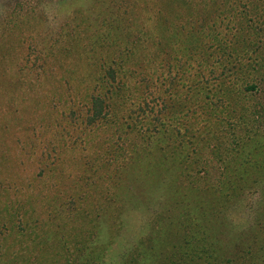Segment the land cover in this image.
I'll use <instances>...</instances> for the list:
<instances>
[{"label":"rangeland","instance_id":"374dc122","mask_svg":"<svg viewBox=\"0 0 264 264\" xmlns=\"http://www.w3.org/2000/svg\"><path fill=\"white\" fill-rule=\"evenodd\" d=\"M39 19L62 33L46 55ZM3 27L25 86L45 58L65 77L67 40L91 58L71 54L68 91L49 75L0 88V264H264L262 239L242 232L248 205L264 212L249 186L264 170V0H0ZM94 78L104 115L86 123Z\"/></svg>","mask_w":264,"mask_h":264},{"label":"trees","instance_id":"16d2710c","mask_svg":"<svg viewBox=\"0 0 264 264\" xmlns=\"http://www.w3.org/2000/svg\"><path fill=\"white\" fill-rule=\"evenodd\" d=\"M127 6V5H126ZM112 7V6H111ZM53 8L58 10L60 9V1H55L53 3ZM118 15L113 19L115 21L116 26L118 27L119 24H121V21L124 17V12L121 14L117 13ZM64 15V14H62ZM66 16V15H64ZM51 17H55L54 14L51 15ZM67 17V16H66ZM33 25V22L30 21L29 22V26L31 27ZM49 26L51 27V20L50 19H45V21L43 22L42 19H39L38 21H36L34 23V29H36L35 31V35L34 38L36 40V43L39 44V49H41V51L43 52L44 55L48 54L52 48V42H57L58 40H62V33L58 28H54V30L48 31V28L46 27ZM77 33H80L79 31L76 32L75 34L78 35ZM126 35L130 36L131 32L130 29H126L125 31ZM21 38H19L20 40H22V32L19 33ZM117 34V33H116ZM88 40L90 39V36L87 38ZM48 40H52L51 42H49ZM83 43L79 42L77 39H71V40H67L66 42L63 43V45L61 46V49L64 50V54H66L67 57L72 58V60L67 61V66L69 69H66L65 72V77H59L58 79L56 78V72L53 69V63H47L46 62V58L44 59V63L43 65H40V67H35L36 69H39L38 73H36L35 79L33 84L31 85L30 81H28V84H26L27 86H25V82L27 83V74L24 75V67L23 64L19 63V56L22 54V49L23 46H20L18 49H16V43L13 40V34L5 31V27H3V29H0V88L2 92H8L10 96H12L14 93H17L21 90L24 91H28L29 89H35L37 87H39L40 89L44 88V83L47 82V78L49 75L50 79H54L53 80V87L55 89H57V91L62 92L64 91V89H66L67 91L71 89L72 83H71V78L73 76V74L76 72L74 67H73V57L71 54H75L76 56H84L85 58H91V55L89 53H87V50L83 49ZM61 51H55L54 53L48 57L51 59H56L57 57H59V55ZM63 54V55H64ZM12 58L15 60V62L13 63ZM47 58V59H48ZM88 65V63H86ZM111 68V67H110ZM75 71V72H74ZM11 75V76H10ZM84 75H90V74H84ZM83 76V73H82ZM111 77H115V75H112ZM56 78V80H55ZM100 80L103 77H98ZM84 79L81 80L80 82L83 83ZM101 82L97 81V78L93 79V83H91L88 87H86L85 92L82 94V99L84 101L85 104V111L87 114V120H90L88 123H97L96 121L99 120L100 116L104 115V110L102 107V98L99 94V86H100ZM57 96V95H54ZM59 99V96L56 97ZM86 159V158H85ZM133 162V161H132ZM88 164V167L86 169L89 168V170H92L91 167V162L89 161V159H86V161L83 162V165ZM159 166L158 169L155 166H151L149 168H145L144 171H141V177L142 178H148L150 180L153 179L154 175L153 173L155 172V170L157 169L159 172L163 171L161 169V165L163 163H157ZM90 165V166H89ZM127 168V166L123 165L120 168V172L121 174H123L124 172H126L127 170H125ZM131 169V172H136V168L135 167H129ZM119 173V170L114 169ZM125 170V171H124ZM124 171V172H123ZM123 172V173H122ZM114 174L116 175L117 173L114 172ZM152 176V177H151ZM139 177V178H141ZM157 183V187H161L163 186L164 180L163 178L161 180L156 181ZM148 185H151V182H148ZM249 186L251 188H253V190L258 191V196L259 193H261L262 190H264V170H260L257 177L253 179V182L250 181ZM142 190L145 191L144 187H142ZM143 193V192H142ZM146 193V191H145ZM142 201L145 203V201H148L149 198H152V194L151 193H147V194H142ZM257 196V197H258ZM256 201V199H255ZM253 201L252 203L255 204L256 202ZM149 202V201H148ZM258 202V201H257ZM147 208L149 211V213H155L154 209H151V206L147 205L143 208ZM142 208V209H143ZM247 217L249 220H244V226H243V230L242 232H251V234H253L254 238H259L262 239L263 244H264V212H262V209H260V205H248L247 207ZM237 211V210H236ZM230 212H234L233 209L230 210ZM223 216V215H222ZM223 219V218H222ZM225 223L223 225H225V230L227 231V233L230 232V228L232 226H234V224L232 223V221L230 219H228V221H224ZM231 223V224H230ZM237 226V224H236ZM251 227L249 229H246L247 227ZM11 229L16 228L15 223H10V225L8 226ZM217 231V230H216ZM198 233H200V235L202 236V238H204V234L203 232H201V230L198 231ZM215 233V238H216V232ZM228 238V237H227ZM227 240L224 239V242H226ZM227 245V244H225ZM224 251V249H222ZM225 250H226V246H225ZM210 252L211 249H210ZM216 253H218V251H216ZM225 253V251H224ZM120 260L121 258H119V256L117 255L116 258L113 259L112 264H120ZM119 263H118V262ZM0 262H7L6 259H2L0 258ZM228 264H236L237 262L235 261V258L231 259V261H226ZM102 264V263H101ZM105 264H110L105 263ZM217 264V263H215ZM219 264H223L221 261L219 262Z\"/></svg>","mask_w":264,"mask_h":264}]
</instances>
